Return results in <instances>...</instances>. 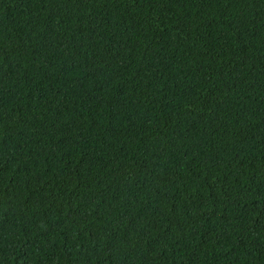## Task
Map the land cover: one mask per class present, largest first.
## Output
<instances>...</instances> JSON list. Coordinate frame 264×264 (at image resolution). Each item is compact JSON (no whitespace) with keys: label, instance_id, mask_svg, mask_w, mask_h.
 I'll use <instances>...</instances> for the list:
<instances>
[{"label":"trees","instance_id":"1","mask_svg":"<svg viewBox=\"0 0 264 264\" xmlns=\"http://www.w3.org/2000/svg\"><path fill=\"white\" fill-rule=\"evenodd\" d=\"M0 264H264V0H0Z\"/></svg>","mask_w":264,"mask_h":264}]
</instances>
